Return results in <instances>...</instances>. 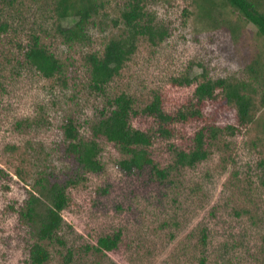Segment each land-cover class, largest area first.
<instances>
[{
  "label": "rangeland",
  "instance_id": "obj_1",
  "mask_svg": "<svg viewBox=\"0 0 264 264\" xmlns=\"http://www.w3.org/2000/svg\"><path fill=\"white\" fill-rule=\"evenodd\" d=\"M158 21L170 25L171 37L158 46L139 42L136 53L106 89L109 97L126 93L139 109L161 95L168 113H177L194 99L203 76L209 79L251 81L248 66L259 54L263 40L248 27L233 37L227 22L206 19L197 0H147ZM124 0L109 2L88 29L92 45L70 50L53 32V6L49 0H20L5 6L0 31V264H29L34 238L19 218L36 174L42 170L63 175L68 164L60 148L61 127L67 117L78 122L84 136L106 105L105 94L91 90L80 61L82 55L104 51L122 33L116 25ZM234 18V15H229ZM72 25L71 20L64 22ZM75 68L63 88L45 79L32 66L20 62V46L32 34ZM74 69H79L75 73ZM190 79V86L175 80ZM205 122L178 123L175 135L158 137L151 151L161 168L173 163L170 145L189 149L199 128L206 124L238 126L237 110L225 103H208ZM30 119L31 128H17ZM134 128L156 130L146 117L134 118ZM10 146L19 150L10 151ZM103 171L69 191L59 235L65 246L47 244V264H263L264 263V106L259 98L252 122L234 135L219 136L207 160L173 171L159 182L150 171L127 175L118 164L117 148L102 142ZM25 170L24 179L17 176ZM208 234L202 245V230ZM121 233L118 248L95 253L99 238ZM69 251L72 259L68 260Z\"/></svg>",
  "mask_w": 264,
  "mask_h": 264
},
{
  "label": "trees",
  "instance_id": "obj_2",
  "mask_svg": "<svg viewBox=\"0 0 264 264\" xmlns=\"http://www.w3.org/2000/svg\"><path fill=\"white\" fill-rule=\"evenodd\" d=\"M20 0H0V31L8 30L7 23L1 21L3 8L12 7ZM53 6L54 35L70 49L79 46L90 47L92 39L88 29L95 24V19L113 0H49ZM124 10L116 25L123 26L119 37L112 39L102 53L90 52L82 55L81 67L86 73L91 90L105 94L106 105L100 116L90 125V134L84 136L78 122L67 117L61 127L63 143L60 153L68 164L63 175H57L48 170L36 174L28 198L18 210L21 223L26 226L33 238L29 252V264H47L51 254L47 244L56 243L65 246V241L59 235L63 227V212L70 204L69 191L86 181L89 174L101 173L104 169L101 154L102 142L114 145L123 156L118 166L127 175L143 174L146 171L163 183L169 180L173 171L186 167H194L207 160L219 136L229 134L234 136L240 127L249 125L253 119L256 100L264 106V58L259 54L248 66L251 81L219 78H205L197 86L194 99L183 111L176 114L166 112L161 95L155 94L146 107L139 109L133 97L126 93L109 97L107 86L120 75L127 62L136 53L140 40H146L152 46H158L172 35L170 25L158 21L156 15L148 9L147 0H124ZM198 7L206 19L219 24L227 22L233 37L248 27L255 29V35L264 44V0H197ZM229 15H234V18ZM71 20L72 25H65ZM50 33L32 34L25 45L20 46V62L32 66L45 79H49L65 88L72 81L73 62L62 60L56 56L44 43L43 36ZM43 35V36H42ZM75 73L79 69H74ZM190 79L175 80L179 86H190ZM225 103L237 110L238 126L220 127L216 124H206L199 128L193 137V145L189 149H181L170 145L174 160L168 167L161 168L153 158L152 147L158 137L171 139L175 135V125L191 122H205V108L208 103ZM146 117L153 119L156 130L143 131L134 128V118ZM35 122L30 119L20 121L17 128H31ZM10 151L19 150L10 146ZM17 176L24 179L25 170L19 169ZM121 233L99 238L97 247L87 246L85 250L95 253L112 252L118 248ZM208 234L202 230L201 242L205 246ZM68 260L73 253L69 251ZM264 264V263H263Z\"/></svg>",
  "mask_w": 264,
  "mask_h": 264
}]
</instances>
